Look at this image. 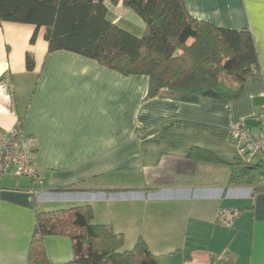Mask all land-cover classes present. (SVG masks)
Returning a JSON list of instances; mask_svg holds the SVG:
<instances>
[{
    "label": "crops",
    "instance_id": "obj_1",
    "mask_svg": "<svg viewBox=\"0 0 264 264\" xmlns=\"http://www.w3.org/2000/svg\"><path fill=\"white\" fill-rule=\"evenodd\" d=\"M183 3L196 20L250 31L259 74L238 98L161 89L145 99V76L125 77L70 52L47 54L44 28L0 25V78L12 108L0 111V129L20 121L38 171L34 180L11 172L1 181L0 264H28L37 213L84 204L94 223L120 234L116 210L129 216L136 204L156 205L160 214L145 219L160 236L147 241L157 264H264V177L229 183L243 161L231 131L253 126L264 107V0ZM193 149L216 161L193 159ZM43 246L49 264L73 258L66 236L45 235Z\"/></svg>",
    "mask_w": 264,
    "mask_h": 264
},
{
    "label": "trees",
    "instance_id": "obj_2",
    "mask_svg": "<svg viewBox=\"0 0 264 264\" xmlns=\"http://www.w3.org/2000/svg\"><path fill=\"white\" fill-rule=\"evenodd\" d=\"M118 5L138 16L143 27L116 18L110 7ZM4 22L44 28L47 54L70 52L125 77L145 76V99L167 89L232 100L240 96L247 78L259 74L249 30L196 20L183 0H0V25ZM35 36L36 32L31 43ZM26 68H33L29 54ZM190 157L216 161L211 153L199 149H193ZM244 177L248 184L264 177V161H242L232 167L229 183ZM45 235L71 240L73 258L67 264H157L142 238L131 249L122 250L123 235L111 225L94 223L89 205L37 213L28 264H49Z\"/></svg>",
    "mask_w": 264,
    "mask_h": 264
},
{
    "label": "built area",
    "instance_id": "obj_3",
    "mask_svg": "<svg viewBox=\"0 0 264 264\" xmlns=\"http://www.w3.org/2000/svg\"><path fill=\"white\" fill-rule=\"evenodd\" d=\"M0 111H12L8 88L2 82ZM231 141L245 163H252L264 156V107L255 115L253 126L240 125L232 129ZM11 172L19 177L38 178L33 140L23 135L20 122L8 131L0 129V184Z\"/></svg>",
    "mask_w": 264,
    "mask_h": 264
},
{
    "label": "rangeland",
    "instance_id": "obj_4",
    "mask_svg": "<svg viewBox=\"0 0 264 264\" xmlns=\"http://www.w3.org/2000/svg\"><path fill=\"white\" fill-rule=\"evenodd\" d=\"M110 8H111L112 13H114V15L116 16V18L121 17V19H124V20L132 23L134 26H136L138 28L143 27L142 22L138 18V16H136L129 9H125L122 6H118V10L114 7H110ZM262 157H264V156H262ZM146 197H147V195H146ZM155 206L156 205H153V207H155ZM153 207L149 208L148 205L145 206L143 204H136L134 215H129V216H127L125 214V212L122 211L121 209L119 211L116 210L117 214L114 215L115 220L118 221L122 230L124 231L122 233L123 238H124L122 250L131 249L133 247L135 241L138 238H142L146 242V244H147V241H149V242L153 241V243H155L156 241H158V239H160L159 235L153 233L156 231H154L152 229V227H149L150 220L145 219L147 213L155 214V216H158L160 214L158 207H155L154 209H152ZM144 208H146L147 211H144ZM119 213L123 214L124 216L118 215ZM127 214H128V212H127ZM147 218H149V217H147ZM155 223H157L156 227L161 226L160 221H156ZM158 228H159V230L161 229V227H158Z\"/></svg>",
    "mask_w": 264,
    "mask_h": 264
}]
</instances>
